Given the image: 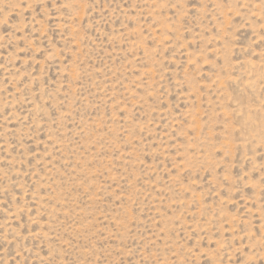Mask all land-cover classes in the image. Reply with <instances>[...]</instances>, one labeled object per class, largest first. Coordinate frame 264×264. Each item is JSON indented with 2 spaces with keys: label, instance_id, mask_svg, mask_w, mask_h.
<instances>
[{
  "label": "rangeland",
  "instance_id": "obj_1",
  "mask_svg": "<svg viewBox=\"0 0 264 264\" xmlns=\"http://www.w3.org/2000/svg\"><path fill=\"white\" fill-rule=\"evenodd\" d=\"M0 264H264V0H0Z\"/></svg>",
  "mask_w": 264,
  "mask_h": 264
}]
</instances>
